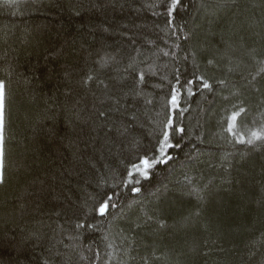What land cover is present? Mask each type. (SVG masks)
Returning a JSON list of instances; mask_svg holds the SVG:
<instances>
[{"label":"trees","instance_id":"1","mask_svg":"<svg viewBox=\"0 0 264 264\" xmlns=\"http://www.w3.org/2000/svg\"><path fill=\"white\" fill-rule=\"evenodd\" d=\"M168 2L0 0V264H264V0Z\"/></svg>","mask_w":264,"mask_h":264},{"label":"snow or ice","instance_id":"2","mask_svg":"<svg viewBox=\"0 0 264 264\" xmlns=\"http://www.w3.org/2000/svg\"><path fill=\"white\" fill-rule=\"evenodd\" d=\"M224 3H228V0H223ZM234 3L235 0H232ZM166 8L168 19V24L171 25L173 23V20L171 19L178 7L181 6V0H169V2L165 5H163ZM212 61H209V64H211ZM93 77L91 75L87 76V78L83 81V86H87L88 82L91 81ZM203 85L205 89H210L211 85L204 80L202 77H197ZM255 79V77H253ZM144 77L141 75L140 82H143ZM220 83H223V81H220ZM188 84L191 85L192 81H188ZM189 93L191 94V88H189ZM6 84L4 81H0V183L4 180V159H5V109H6ZM171 107L174 109L178 106V95L177 90L175 88L172 89V95L170 100ZM244 109L240 108L239 111L234 112L229 118H228V127L227 131L229 133H233L235 131L237 117L240 115L241 112H243ZM107 114L104 111L98 112V116L105 117ZM172 120L169 117V119L165 122L162 130V138H159L157 140V146L153 149V156H149L147 153H144L138 157V162H133L131 164L130 168H127V178L125 179L124 183L130 184L133 183V181L136 184H139L140 181L135 179V176L138 174L143 179L149 178L150 170L157 164H163L167 163V161L171 160L172 157L168 154V150L173 147V144L170 140V134L169 129L172 128ZM177 132H182L183 129H175ZM252 136L256 139H260L261 137L258 136L257 133L253 132ZM239 142H244L243 138H240ZM253 141L249 140L248 143L251 144ZM158 153V155H156ZM132 191L138 192V188H132ZM112 197L108 195L106 192L102 193L100 196V199L93 205L92 211H94L97 215L100 217H104L106 214H108L110 208H114L115 205L111 203ZM88 227H91L92 225H87ZM78 228H84L85 224L78 223Z\"/></svg>","mask_w":264,"mask_h":264}]
</instances>
